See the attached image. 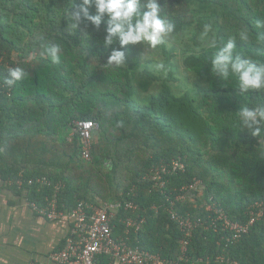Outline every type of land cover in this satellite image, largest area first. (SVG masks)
Returning <instances> with one entry per match:
<instances>
[{
    "label": "trees",
    "instance_id": "trees-1",
    "mask_svg": "<svg viewBox=\"0 0 264 264\" xmlns=\"http://www.w3.org/2000/svg\"><path fill=\"white\" fill-rule=\"evenodd\" d=\"M80 2L0 0V178L39 205L60 185L65 211L79 202L135 203L146 224L130 233L127 245L167 262L264 264V217L228 246L221 232L196 229L181 259L173 220H206L212 207L247 225L249 206L264 202V136L236 133L239 108L264 104V92L240 95L234 79L211 71L212 58L229 38L236 41L234 54L264 63V26H257L264 24V0H159L174 32L155 50L117 43L125 54L119 67L107 65L113 49L103 43L105 23L96 28L81 16L78 28H71L76 21L66 10ZM45 42L61 44L60 64L40 56ZM161 62L166 75L155 69ZM17 66L29 76L9 87L4 78ZM78 120L99 125L90 161L72 134ZM173 161L184 172L168 175L160 191L165 194L156 193L149 177ZM39 178L47 182L38 184ZM135 217L120 213L115 235H124L120 219Z\"/></svg>",
    "mask_w": 264,
    "mask_h": 264
},
{
    "label": "built area",
    "instance_id": "built-area-1",
    "mask_svg": "<svg viewBox=\"0 0 264 264\" xmlns=\"http://www.w3.org/2000/svg\"><path fill=\"white\" fill-rule=\"evenodd\" d=\"M72 128V134L78 135L82 140L81 155L83 159L90 161L94 133L99 129V125L94 121L78 120L73 122ZM178 170L183 172L185 170L178 161H173L170 167L162 166L157 169L150 177L153 182L152 189L156 193L165 194L160 192L168 183L165 178ZM45 182H47L45 178L37 180V183L41 185ZM24 183L22 180L17 182L20 188L24 187ZM27 184L33 186L34 181L29 180ZM60 190L61 186L59 185L55 188L53 197L46 199L45 205H39L26 199L29 206L46 220L56 222L67 218L71 222L64 247L51 254V261L54 264H102L103 259L111 261V264H175V262H167L158 254L140 248L133 249L127 245L126 239H129L130 233L132 231L136 234L139 233L144 225L140 217L120 219L124 226V235H115L114 221L122 212H138L139 206L135 203L128 200L111 203L98 200L97 204L79 202L71 210L65 211L59 206L57 194L60 193ZM181 199H183L182 196L177 198V200ZM154 209L158 210V207L154 206ZM206 211L210 214L206 220L200 217L191 220L190 218L181 219L177 215L173 216V220L179 224V233L181 234L179 238V242L182 244L180 259L186 257L192 237L196 229L200 227L212 230L214 233L221 232V240L226 243V246L239 241L248 234L251 226L264 217V202H256L249 206L246 211L247 225L232 223L218 209L207 207ZM218 259L224 260L221 256Z\"/></svg>",
    "mask_w": 264,
    "mask_h": 264
},
{
    "label": "clouds",
    "instance_id": "clouds-1",
    "mask_svg": "<svg viewBox=\"0 0 264 264\" xmlns=\"http://www.w3.org/2000/svg\"><path fill=\"white\" fill-rule=\"evenodd\" d=\"M74 8L77 10L72 11ZM162 9L159 0H81L79 4L73 3L65 14L67 18L76 21L71 24L73 30L82 22L81 16L83 20L91 22L96 28H99L101 23H105L106 35L103 43L105 48L113 49L108 57L107 65L119 67L125 64V54L116 50L117 43L123 47L129 43L140 42L147 46L148 50H155L165 44L166 38L174 32V23L162 13ZM257 26L261 27L264 24L257 21ZM207 31L206 25L205 32ZM239 35L242 41L248 39L246 32L242 31ZM40 49L41 57L50 58L53 64L61 63L63 54L61 44L53 45L51 42H45L40 45ZM235 49L234 38H229L223 43L211 60L212 73L224 81L234 79L236 83L234 89L240 95L264 92V63L234 54ZM155 69L167 74L162 62L157 63ZM28 76V71L17 66L9 69L3 82L11 87ZM237 126L239 131L236 133L247 130L254 138L264 136V104L253 107L242 105L238 110ZM261 154L264 155V153Z\"/></svg>",
    "mask_w": 264,
    "mask_h": 264
},
{
    "label": "crops",
    "instance_id": "crops-1",
    "mask_svg": "<svg viewBox=\"0 0 264 264\" xmlns=\"http://www.w3.org/2000/svg\"><path fill=\"white\" fill-rule=\"evenodd\" d=\"M11 186L0 178V264H54L51 254L64 247L71 222L46 220Z\"/></svg>",
    "mask_w": 264,
    "mask_h": 264
},
{
    "label": "rangeland",
    "instance_id": "rangeland-1",
    "mask_svg": "<svg viewBox=\"0 0 264 264\" xmlns=\"http://www.w3.org/2000/svg\"><path fill=\"white\" fill-rule=\"evenodd\" d=\"M146 180V179H145ZM149 181L151 182V180H150V177H149ZM153 207L154 206H152V210H153ZM155 210V209H154ZM140 211V208H139V210H138V212ZM134 215H136V217H140L141 218V215L139 214V213H134ZM135 217V218H136ZM142 221L144 222V224H146V219L145 218H142Z\"/></svg>",
    "mask_w": 264,
    "mask_h": 264
}]
</instances>
